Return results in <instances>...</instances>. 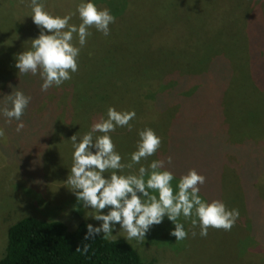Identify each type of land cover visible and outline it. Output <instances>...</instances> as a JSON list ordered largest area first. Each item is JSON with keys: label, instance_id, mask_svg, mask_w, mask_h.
<instances>
[{"label": "rangeland", "instance_id": "rangeland-1", "mask_svg": "<svg viewBox=\"0 0 264 264\" xmlns=\"http://www.w3.org/2000/svg\"><path fill=\"white\" fill-rule=\"evenodd\" d=\"M103 1L111 6L117 3V0H98L99 8L102 5L106 8ZM215 1H205L202 6V0L171 1L169 5L166 0H129L119 17L115 16V27L110 25L120 31L119 34L114 31V35L122 40L121 46L126 47L124 52L128 55H121L120 60L125 62L122 67L128 69H116L109 81L103 79L105 90L102 89L96 75L102 71L103 56L111 51V39L115 42V38L112 33L105 37L92 27L89 29L92 35L81 49L79 68L72 74V79L42 92L39 74L22 75L14 66L16 54L28 50L31 45V39H24L23 29H20L24 20H29L32 29L31 17H27L31 14L29 3L26 0H0V85L2 83L3 88H0V102L6 101V95L17 90L31 97L22 116L25 127L20 132L16 131L17 121L7 124L0 116V127L6 133L5 138L0 139V256L8 228L25 216L58 219L70 227L82 220L99 226V221L88 217L91 210L78 203L66 183L72 165L70 137L75 133L82 136L89 131L101 117L106 118L107 101L119 100L120 103L110 102L111 106L118 111L136 112L135 119L130 121L131 131L117 127L111 133L116 151L123 157L122 162H130V154L135 151L138 140L137 131L157 127L156 122L146 124L137 119L142 111L133 107L138 106V102L147 104L142 117L151 118L148 99L139 93L141 89L138 90L137 85L140 83L131 71V67H139L138 58H144L145 62L161 68L163 74L167 69L174 70L172 86L181 84L177 76H190L186 90H183L184 101L179 93L178 108L181 116H189L192 123L178 129L172 126L171 120L162 123L156 129L160 132L157 135L163 138L161 148L141 163L146 165L153 159L167 161L172 157V164L165 163V167L177 178L189 169H195L206 177L200 186L201 196L209 201L221 199L229 209H239L240 214L230 231L210 227L206 237L199 235L198 227H191L190 219L185 221L181 217L188 231V237L182 241H175L170 234L174 226L167 218L162 224L153 226L143 241L125 239L126 233L118 224L112 238L127 240L143 257L155 258V264H264V163L261 154H248L257 149L247 150L250 143L243 144L246 140L251 142L249 137L255 135L258 138L252 140L260 145L264 138V108L259 104L261 95L253 98L242 95V77L248 72L252 75V69L248 70L250 64L255 62L254 74L264 78V0H238L240 10L233 13L228 7L224 11L231 13L230 17L233 14L234 17H248L249 25H235L219 10H215L216 16L213 15ZM165 3L169 13H175L173 21L165 23V31L173 33L176 40L171 47L156 43L154 40L160 38L156 36V29L152 31V20L143 21L154 11L165 14L162 8ZM69 10L74 12L75 8L68 9L66 14ZM138 21L144 24L140 26ZM71 23H80L78 15L73 16ZM216 24L217 28L214 27ZM254 26L255 29H250ZM183 33L195 35L194 40L189 43L181 40L179 36ZM138 38L143 40L144 48L137 54ZM76 39L74 35V43ZM119 82L125 84L118 87ZM4 84H8L7 89ZM167 90L170 88L161 87L149 99L164 97ZM77 92L90 100L86 104L90 107L86 118L77 116L78 106L74 99ZM216 119L220 127L215 125ZM197 132L204 135L206 141ZM211 140L214 143H210ZM228 140L243 144V147L235 155L227 153L229 158H226L223 143ZM200 141L206 144L203 146ZM138 167L134 165L125 172L135 171ZM247 177L252 181L248 182ZM104 211L106 213L107 209ZM192 231L196 232L195 236Z\"/></svg>", "mask_w": 264, "mask_h": 264}, {"label": "clouds", "instance_id": "clouds-1", "mask_svg": "<svg viewBox=\"0 0 264 264\" xmlns=\"http://www.w3.org/2000/svg\"><path fill=\"white\" fill-rule=\"evenodd\" d=\"M28 3L31 14L27 17L37 26L39 35L31 39L28 50L16 54L14 66L22 75L39 74L40 90L47 92L71 80L72 74L78 71L81 49L92 35L89 29L94 27L107 37L115 16L110 9L99 8L95 0H79L75 11L64 15L46 10L44 0H28ZM74 15L79 17L78 25L70 23ZM6 96L7 101L0 106V116L7 124L17 121L16 131L20 132L25 127L21 118L31 97L21 90ZM135 117V110L118 111L109 106L106 118L101 117L82 136L75 133L70 137L72 165L66 183L78 203L91 210L88 217L100 222L99 226L86 225L85 240L101 233L104 238H112L118 224L126 233L125 239L143 241L153 226L162 224L167 218L174 226L170 234L175 241H182L188 237V231L181 217L185 221L190 219L191 227H198L201 237L207 236L210 227L230 231L239 218V209H229L221 199L203 198L200 186L206 181L204 175L189 169L177 178L165 167V163L172 164V157L167 161L153 159L146 165L141 163L154 156L163 143V138L152 128L137 131L138 140L135 151L130 154V162H122L123 157L116 151L111 133L117 127L131 131L130 121ZM5 136V129L0 127V139ZM134 165L139 167L125 172ZM191 234L195 236L196 232ZM88 249L89 244H84L77 251L87 254Z\"/></svg>", "mask_w": 264, "mask_h": 264}, {"label": "trees", "instance_id": "trees-1", "mask_svg": "<svg viewBox=\"0 0 264 264\" xmlns=\"http://www.w3.org/2000/svg\"><path fill=\"white\" fill-rule=\"evenodd\" d=\"M128 1L129 0H117L115 6L113 5L111 6V4H107V2L105 1H103V3L106 4V8L110 9L111 13L118 18L119 15L123 12V10H125V8L128 6ZM171 1H175L176 3L178 0H166V3L169 5ZM189 1L190 0H186V2ZM205 1L208 0H202L201 2L202 6L205 5L204 4ZM95 2H98V0H95ZM44 3L46 10L52 11L58 15H64L66 14V11L68 9L76 8V5L77 3H79V0H44ZM166 3L162 6V8H164L165 10V14H157L156 11H154L151 12L148 16H146V19L143 21L147 23L148 19L152 20L153 22L152 31L156 29L157 31L156 36L160 38L157 41L154 40L156 43L162 42L164 43V45L166 46L168 45L169 47H171L176 40L175 37L173 36V33L167 34V32L165 31V23L173 21V15L175 13L174 14L173 12L172 14L169 13V9L167 8ZM238 4H239L238 0L237 2L236 0H216L212 5V6H216L215 9H212V14L216 16L215 10L216 11L219 10L222 14H224L223 17L225 16L229 17L226 19L234 23L235 25L236 24L243 25L244 23H248L247 20L248 17L244 15L240 17L238 16L234 17L233 14V17H230L231 13L229 12L226 14L224 13V11H227L228 7L233 9V13L235 11L240 10ZM104 7L105 6L102 5V8ZM143 21H138V25L140 26L143 25L144 24ZM30 22L32 23V29L29 28V20L22 21L21 24L22 27L20 29H23L22 37L24 39L26 38L34 39L39 35V30L37 26H34L32 19H30ZM71 22L72 20L70 21V23ZM115 25H116V21L115 23L112 24V26L115 27ZM112 26H110V33H112V36L115 38V42L113 41L112 38L111 42H113L112 45L113 47L110 52L107 51V53L103 56L104 58V60H102L103 69L96 75L97 76L96 80L98 79L99 83L103 86L102 89L104 90H105L104 88L105 86L103 83V79L106 80V82L109 81V77H113V72L116 73V69L118 68H121L122 70L128 69L122 67L125 65V62L123 61L122 63L120 60L121 55H128L126 52H124V49L126 47L121 46L122 40L114 35L115 29ZM214 27L217 28V24ZM250 29L252 30L255 29V26L251 27ZM115 32H117L118 34L120 33V31H115ZM140 36L141 33H139V38ZM194 36L191 37L188 36L186 33H183L182 36H179V38L189 43L190 40L192 41L194 40ZM139 38L136 43L137 54L141 52L142 48H144L143 40H139ZM170 41L172 43H170ZM198 58H200V56ZM138 60L140 62V64L138 65L139 67L138 68L131 67V71H133L132 74H135L133 78L136 81H138V84L140 83L139 85H137L138 90L141 89L139 93L142 95L144 99H148L147 102L149 105V109L152 110L151 112H149L151 118L143 119L142 116H144L147 111L144 108L147 106V104L144 105L143 102H138V106L132 104L136 110H139L140 108L142 111V115L137 116L138 117L137 119H139L140 121L146 124H151L153 122H156L157 127L153 129L155 132L156 129L162 123L164 122L167 123L168 120H171L172 126L174 125V128L176 129H178V127L181 128V125L187 128V126H189L190 123L192 122L189 116L186 115L181 116V110H179L178 108V99H179V93H182L181 100L183 101L185 100L184 97L185 94L183 93L186 90L185 85L187 79H190V76H177L181 81V84L175 87L172 86L174 82V80H172V75H175L174 70L169 71V69H167V72L163 74L160 71L161 68L158 69L155 65L150 64L147 60L145 62L144 58H138ZM254 63L252 65L250 64V68L248 67L249 64H247L248 70L252 69V75H250L248 72L247 73L248 75L246 74L244 75L245 77H242L243 79L242 86L244 88L242 95L246 98H253L256 95H261V100L259 104L261 107L264 108V104H263L264 78L261 79L260 77H258V75L256 76L254 74L253 72L255 68ZM123 74L126 75V73ZM105 76H107L106 79ZM130 78L128 77V79ZM230 79L231 78L229 76L228 81ZM11 81H15V79ZM238 81H240V79ZM8 84L5 87L4 86L3 87L7 89ZM81 84L82 83L80 82V85ZM124 84L125 83L123 82H119L117 86L121 87ZM164 86L170 88V90L166 91L164 97L161 96L157 99L156 98L149 99L150 97L153 96V93H155V91L160 90V88ZM1 87H2V83L0 85V88ZM145 89L154 92L143 91ZM74 99L78 106L77 116L79 118H86L89 115L86 113L87 111L90 110V107H86V104L90 100H86V96L79 92L76 93ZM6 101L0 102V106H4ZM112 101L116 103H120L119 100L118 101L110 100L107 101L109 103L108 106H111L110 102ZM139 104H142L143 106L139 107ZM199 111L202 112V109H200ZM2 119L5 120L4 117H2ZM251 123L252 125H254V121H252ZM261 123L262 122H260L258 125L260 126ZM215 125L217 127L218 126L220 127L217 119L215 120ZM263 129L264 127H262V130ZM199 131H201V129H199ZM156 133L160 134V132L159 133L156 132ZM198 136L206 141L204 135H200V133H198ZM249 138L251 139V142L249 140H246L243 144L248 145V143H250V146L247 148V150H254V149L257 150L248 154H256V153L261 154L264 163V138H262L261 142L259 143L261 146L258 145L256 141L252 140L258 138V136L256 137L255 135H252ZM205 141H200L203 144V146L206 144ZM210 143H214V140H211ZM243 144L237 145V142L232 143L229 140L225 141L223 143V147L226 148L224 152L225 156L227 153L233 155H235V153L237 152L239 153L242 150ZM215 148L216 147L214 146V149ZM226 158L229 157L226 156ZM247 180L248 182L252 181V179H250L249 177H247ZM251 186H253V184ZM88 224L90 223L82 220L79 223H77V225L70 227L64 221L58 219H41L32 216H25L20 220L16 221L15 223H13L12 225H10V227L8 228L7 240L5 243V247L0 256V264H155L156 263L155 258L143 257L141 253H139L127 240L123 238H104L103 233H101L100 235L95 236L94 239L89 238L85 240L84 237L87 232L86 225ZM84 244H89V249L87 254H82L80 251H77V248H82Z\"/></svg>", "mask_w": 264, "mask_h": 264}]
</instances>
